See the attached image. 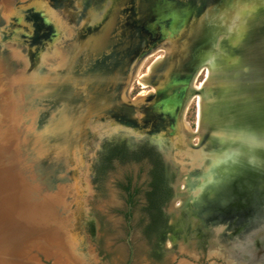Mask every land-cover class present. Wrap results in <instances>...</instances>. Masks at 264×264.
Here are the masks:
<instances>
[{
    "label": "water",
    "instance_id": "water-1",
    "mask_svg": "<svg viewBox=\"0 0 264 264\" xmlns=\"http://www.w3.org/2000/svg\"><path fill=\"white\" fill-rule=\"evenodd\" d=\"M21 13L32 23L18 25L0 47L15 79L9 99L0 95V187L11 190L17 207L19 192L23 187L27 192L28 234L18 238L34 254L26 264H38V255L51 257L46 242H54L72 263L90 264L85 237L72 245L83 214L75 200L92 193V165L106 144L125 141L132 147L149 137L168 176L175 171L181 178L186 190L172 189L177 196L187 193L186 209L201 203L208 209L223 200L222 214L241 227L264 209V195L255 192L264 187V0H31ZM234 18L242 34L229 41ZM22 47L27 49L21 56L11 55ZM154 50L167 57L165 73L150 77V96L130 100L135 69ZM205 66L206 87L216 84L223 103L220 119L200 131L197 124L188 129L197 142H186L185 150L196 159L177 146L175 127ZM157 125L160 130L153 129ZM161 142L174 150H164ZM227 150L233 154L229 159ZM255 166L261 169L256 180H245ZM217 186L221 192L214 191ZM44 208L63 224L50 233L52 239L45 235L49 226L45 234L32 226ZM210 217L200 222L214 234L230 223L213 224Z\"/></svg>",
    "mask_w": 264,
    "mask_h": 264
},
{
    "label": "rangeland",
    "instance_id": "rangeland-1",
    "mask_svg": "<svg viewBox=\"0 0 264 264\" xmlns=\"http://www.w3.org/2000/svg\"><path fill=\"white\" fill-rule=\"evenodd\" d=\"M5 1L10 8L8 11H3L0 6V47L2 46L1 43L8 39L9 31H17L19 30L17 28L18 25H25L23 24L24 17L19 14V11L23 10L31 0ZM35 1L39 3V1L44 0ZM15 24L17 25L15 26ZM26 49L22 47L17 51L13 50L11 55L15 56L19 53V56H21ZM1 52L0 50V79H2L4 72H10L11 70L7 66L11 61L8 60L7 55H4V52ZM161 61L163 62L162 68H157ZM167 62L164 51L154 50L148 54L135 69L128 98L136 100L150 96L154 90L151 86H147V82L156 71V74H159L158 78H161L165 73V71L164 73L162 71L168 64ZM205 73V70H203L198 74L193 82L194 88H198L201 85V89L206 87ZM1 87L4 89L3 96H8L10 84L4 82ZM197 97L199 96H194L188 100L180 116V124L177 128L175 127L177 131V146L189 158H192V156L189 150H185L186 142H192L193 135L188 129H195V124L198 126V131L204 127L199 126ZM203 101L208 105L212 104L210 99H203ZM144 109L145 107H142L141 111ZM141 115V113H138L136 116L141 118ZM196 142L193 141L192 143L195 144ZM165 145L161 142L164 150L166 148L174 150L171 145L170 147ZM96 156L98 161L99 154H96ZM96 162L92 165L93 172ZM260 171V166L251 167L248 170L249 176L245 175L243 177L245 180L253 182ZM94 176L90 178L92 186L88 188V192L92 191V193L81 199L83 214L74 226L79 236L85 237L86 247L83 248L87 253V257H92L90 264H238L241 262L238 261L237 263L233 258V253L219 245L220 242L216 240L219 232L214 234L212 231L204 230V226L200 222L201 216L209 215L213 224L219 223L222 225L229 222L230 219H227V216L222 215L221 212V208L224 207L223 200H220L218 204L217 202L212 203V206L208 209H206L207 206L204 203L200 204L202 205L201 208L191 204L186 209L183 207V200L188 198L187 193L177 196L174 189H172V197L163 207L169 230L165 239L160 243L159 248L154 249L155 238L148 239L142 233V228L146 223L143 208L145 206L144 192L147 190L148 183L147 168L144 167L142 169L139 164H115L114 168L105 175L101 184L94 182ZM126 177H130L132 186L140 191L134 199L135 202L132 208L127 205L126 194L120 187V184L125 183ZM182 179L186 180V175ZM180 180L181 178L173 171L168 179L170 187L178 185L180 189L185 191L183 182ZM247 185H245L246 188H249ZM255 192L258 196H263L264 187L261 185L256 186ZM126 214H128L127 217ZM254 215V220H256L259 217L258 215H260V211L257 213L256 210ZM3 228L4 224L0 223V232L5 235ZM187 229L189 230L188 232ZM262 239H264V234L260 236L259 241H262ZM26 246H28L27 252L26 248L22 252L26 255V259H29L34 254H30L29 245L26 244ZM155 252H157L156 255H154ZM258 253L260 254L259 249ZM255 254L253 251L251 256L254 258ZM50 255L51 257L48 259L38 255L36 258L38 264H74L68 257L63 256L59 250L54 249ZM131 256L132 260L130 261Z\"/></svg>",
    "mask_w": 264,
    "mask_h": 264
},
{
    "label": "bare ground",
    "instance_id": "bare-ground-1",
    "mask_svg": "<svg viewBox=\"0 0 264 264\" xmlns=\"http://www.w3.org/2000/svg\"><path fill=\"white\" fill-rule=\"evenodd\" d=\"M6 3L7 2L5 0H1L0 6H1V9L3 11H6V10L8 11L10 8L9 5H7L8 3L7 4ZM225 9H226V7H225ZM21 12H22V10L19 11V14L22 15ZM3 16H4V14H3ZM233 22L234 23H232V25L229 27L230 36H231V40L229 39V41H232V39L234 37H235V39L239 38L240 35L242 34V31L238 27L240 25L237 23V19L234 18ZM13 32H17V31H12V30L9 31V33L7 35L8 40L11 37H13V35H14ZM162 66H163V62L161 61L160 65L157 66V68H162ZM18 68H19V66L16 69H18ZM203 70H205V72H206L205 73L206 74L205 82H206L209 78L208 77L209 76L208 66H205L202 69H200L198 71V73L196 74V77ZM5 75H6V77H5ZM196 77L194 78V80L196 79ZM13 79H14V75L11 76V74H9V72H4V75L0 81V95H2L3 99H5V100L9 99L10 93L8 94V96L4 97L2 94L4 92V89H3V87H1V85L4 82H7L11 86L15 80V79L14 80ZM194 80H193V82H194ZM193 82H192V86H191L192 90L190 91V95L186 101V104H187L188 100H190L192 97H194V96L200 97V98L197 97L198 98L197 99L198 120L200 122L199 126H202V125L204 126V124L207 122L216 121L217 118L220 119V110L219 109L223 103L222 102L223 97H222V93H221L222 91L221 92L218 91V88L215 84L216 87L212 86V87L203 88L202 89L203 94L201 95V94L197 93V90H200L202 85L198 88H194ZM18 93L20 94V91ZM203 99L212 100V104H210V105L206 104L205 101H203ZM2 101L3 100L1 99L0 102H2ZM186 104H185V107H186ZM2 107H3V105H2ZM185 107H184V109H185ZM184 109L180 113V116L182 115ZM180 116H178V118H177L178 123L176 124V128L180 124V118H181ZM226 137L227 138H225V140L228 142L229 136H226ZM191 156L193 158H196V159L199 157V156H194V154H191ZM232 156H233V154L230 150H227L225 152V158L229 159ZM214 169H215V167H214ZM216 170L219 172V169H216ZM214 189H215L214 190L215 192H221L222 191L219 186H217ZM26 196H27V192H26L25 188L23 187V189H21V192H19V194H18L19 203L22 206L17 207L14 203V197H13V193L11 192V190L1 189V187H0V223L4 224L3 232H5V235H2V233L0 232V264H26V262H27L26 255L22 251H24V248H26V252H27L28 246H26V244H23V246L20 247V245H19L20 239H18V238H20L19 237L20 235H22V236L24 235V237H25V235L28 234L27 233L28 230H26V228L28 226V219H27V216L24 214V212L26 211V208H27V203H28ZM75 201H76L77 205L82 204V202L79 199L75 200ZM198 201H201V198H199ZM44 209L45 210H41V211L37 212V214L34 216L36 218H35L34 222L32 223V226L34 225L33 229L37 232V234H45L43 232V231H45L44 230L45 226H49L51 228V230L46 231L45 235H46V237H49L50 239H52L51 236L54 235L53 233L56 232V230H58V228L60 229L63 224L61 221H55L53 219L51 220V218H49L47 216L48 210H46V208H44ZM78 210H79V208H77L74 211V216L72 217L73 220H77V218L79 216ZM21 211L23 212L24 215L20 214ZM219 211H220V209H219ZM258 216L259 217L256 220H253L251 223H249L248 226H245V227H243V226L241 227V226L236 225V223H235L236 221L233 223H232V221H230V223H227L222 228H219L220 231H219V234H218V237L216 240L220 242L219 243L220 246L225 247L226 249L230 250L233 253V258L237 263H238V261H241V262H243V264H264V250H263L264 249V239H262V241H259L260 236H262L264 234V224H263L264 223V209L260 210V215H258ZM50 224H52L53 226H51ZM228 224H230V226H228ZM24 232H25V234H24ZM75 232H76L75 235L72 236V239H71V240H73L72 245L80 237L79 233L77 231H75ZM231 232H232L231 236L227 237L226 234L231 233ZM50 233H52V235ZM45 244H46L48 249L52 250V252L54 249H56L53 246L54 242H46ZM73 246H75V245H73ZM258 249H259L260 254L258 253ZM48 251H50V250H48ZM253 251L256 253L254 258H253V256H251V253ZM23 254L25 257L22 256ZM241 262H239V263H241Z\"/></svg>",
    "mask_w": 264,
    "mask_h": 264
},
{
    "label": "trees",
    "instance_id": "trees-1",
    "mask_svg": "<svg viewBox=\"0 0 264 264\" xmlns=\"http://www.w3.org/2000/svg\"><path fill=\"white\" fill-rule=\"evenodd\" d=\"M115 164H139L142 169L147 168L148 183L147 190L144 192L145 206L143 208L146 223L142 233L148 239L155 238L153 248H159L169 230L163 207L172 197V189L168 187L159 158L145 150L131 152L123 144H106L94 165V182L101 184L105 175L114 168ZM120 187L126 194L129 208H132L135 197L140 193L139 189L132 186L130 177H126L125 183L120 184Z\"/></svg>",
    "mask_w": 264,
    "mask_h": 264
},
{
    "label": "flooded vegetation",
    "instance_id": "flooded-vegetation-1",
    "mask_svg": "<svg viewBox=\"0 0 264 264\" xmlns=\"http://www.w3.org/2000/svg\"><path fill=\"white\" fill-rule=\"evenodd\" d=\"M24 21L26 22V24H31L32 23V20H31V17L29 15H26L25 16V19ZM25 30L26 27H24ZM19 40L21 42H24L25 44H28V41H27V37L25 35H20L19 37ZM154 130H160V126L157 125L156 127L153 128ZM112 144H123L129 151L131 152H135V151H138V150H145V151H149L151 153H154L160 160V163L162 165V169H163V172H164V175H165V178L167 180V184H168V187H170V184L168 182V179H169V176L167 174V171H168V168L167 166L165 165L164 163V160H163V156L161 154V152L159 151L157 145H153L151 144V139L149 137L143 139L142 141H140L139 143L133 145L132 147L128 146L127 143L125 141H122V142H116V143H112ZM171 188V187H170ZM172 189V188H171ZM128 205V204H127ZM129 206V205H128ZM164 213V212H163ZM128 214H126V217H127ZM165 215V213H164ZM166 216V215H165Z\"/></svg>",
    "mask_w": 264,
    "mask_h": 264
}]
</instances>
